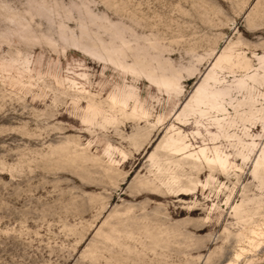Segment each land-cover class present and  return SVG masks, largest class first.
<instances>
[{
  "label": "rangeland",
  "instance_id": "rangeland-1",
  "mask_svg": "<svg viewBox=\"0 0 264 264\" xmlns=\"http://www.w3.org/2000/svg\"><path fill=\"white\" fill-rule=\"evenodd\" d=\"M0 264H264V0H0Z\"/></svg>",
  "mask_w": 264,
  "mask_h": 264
}]
</instances>
